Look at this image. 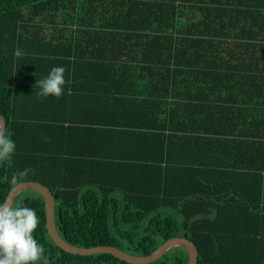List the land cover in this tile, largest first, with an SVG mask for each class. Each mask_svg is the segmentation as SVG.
I'll list each match as a JSON object with an SVG mask.
<instances>
[{
	"label": "trees",
	"instance_id": "16d2710c",
	"mask_svg": "<svg viewBox=\"0 0 264 264\" xmlns=\"http://www.w3.org/2000/svg\"><path fill=\"white\" fill-rule=\"evenodd\" d=\"M57 66L63 93L41 96ZM80 70L157 75L105 89L95 77L86 108L101 121L77 124ZM0 114L17 145L0 161V204L43 184L68 243L148 256L186 237L198 264H264V0H0ZM14 206L39 217V264H129L59 248L39 193ZM188 262L177 247L151 264Z\"/></svg>",
	"mask_w": 264,
	"mask_h": 264
},
{
	"label": "clouds",
	"instance_id": "9594fccd",
	"mask_svg": "<svg viewBox=\"0 0 264 264\" xmlns=\"http://www.w3.org/2000/svg\"><path fill=\"white\" fill-rule=\"evenodd\" d=\"M21 55L20 50L15 53ZM65 68L53 67L47 77L37 81L40 95L59 97L64 91ZM17 148L12 133L0 131V161H8ZM30 169L19 173L28 175ZM13 184L16 178H13ZM39 224L36 211L30 207L0 204V264H39L45 254V247L34 238V231Z\"/></svg>",
	"mask_w": 264,
	"mask_h": 264
},
{
	"label": "water",
	"instance_id": "95a60500",
	"mask_svg": "<svg viewBox=\"0 0 264 264\" xmlns=\"http://www.w3.org/2000/svg\"><path fill=\"white\" fill-rule=\"evenodd\" d=\"M0 125H4V127H0V131L6 133L7 120L2 114H0ZM24 191H34L44 197L48 233L54 243L69 254L80 256L111 254L122 261L128 262L129 264H151L161 259L173 248L181 247L186 250L189 255L188 264H198L199 262V251L196 245L186 237L171 238L148 256L131 255L115 246H98L93 248H81L74 246L65 241L59 233L56 222V200L54 194L48 187L38 182L20 183L10 191L4 204H7L9 207H13L16 198Z\"/></svg>",
	"mask_w": 264,
	"mask_h": 264
},
{
	"label": "crops",
	"instance_id": "0c3cea01",
	"mask_svg": "<svg viewBox=\"0 0 264 264\" xmlns=\"http://www.w3.org/2000/svg\"><path fill=\"white\" fill-rule=\"evenodd\" d=\"M78 43H81L83 45H89V43H94L93 38H76ZM104 44L110 45V40L103 41ZM110 47L102 48L101 52L105 55L106 53H109ZM79 55H89L91 52L90 47H80L78 49ZM115 73H104L102 72H93L90 70H80L77 71V79L76 85L78 87L74 88L73 87V96H75L74 104L72 106L73 109V117L76 119L75 121L77 124H93L96 122L101 121L99 116H94V113H89L87 110L86 106L89 107V101L93 99L94 96L90 94V91L93 90L95 92V88H97L96 83L97 80L94 79L95 77L99 78H104V79H99L98 83L101 85L98 87H102V89L109 88L110 85L118 86V83H120L119 79H110L113 77H119V76H125V77H143V76H148V75H157L156 73L148 74L146 71H137V73L127 71V73L121 74L123 71L121 70H115ZM144 72V73H141ZM135 82L139 84L138 89H143L142 85L146 84L147 82H150V80L147 79H135ZM134 84V83H133ZM123 84L122 87H129L128 85ZM87 92V94H85ZM91 99V100H90ZM60 102H57V105ZM64 104V103H63Z\"/></svg>",
	"mask_w": 264,
	"mask_h": 264
},
{
	"label": "snow or ice",
	"instance_id": "6c2138e0",
	"mask_svg": "<svg viewBox=\"0 0 264 264\" xmlns=\"http://www.w3.org/2000/svg\"><path fill=\"white\" fill-rule=\"evenodd\" d=\"M0 127H4V125H0Z\"/></svg>",
	"mask_w": 264,
	"mask_h": 264
}]
</instances>
